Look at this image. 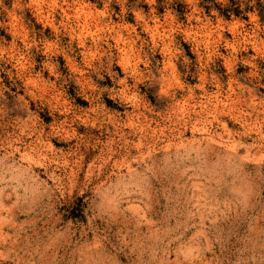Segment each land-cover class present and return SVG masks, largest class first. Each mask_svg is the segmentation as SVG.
<instances>
[{
  "label": "clouds",
  "instance_id": "1",
  "mask_svg": "<svg viewBox=\"0 0 264 264\" xmlns=\"http://www.w3.org/2000/svg\"><path fill=\"white\" fill-rule=\"evenodd\" d=\"M0 264H264V0H0Z\"/></svg>",
  "mask_w": 264,
  "mask_h": 264
}]
</instances>
